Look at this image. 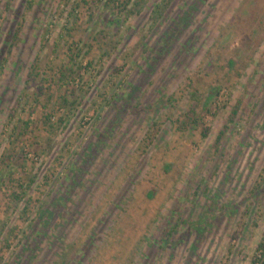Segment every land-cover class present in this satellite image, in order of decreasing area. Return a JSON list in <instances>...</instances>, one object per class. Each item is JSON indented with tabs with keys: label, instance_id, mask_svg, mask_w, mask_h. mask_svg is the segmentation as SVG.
<instances>
[{
	"label": "rangeland",
	"instance_id": "rangeland-1",
	"mask_svg": "<svg viewBox=\"0 0 264 264\" xmlns=\"http://www.w3.org/2000/svg\"><path fill=\"white\" fill-rule=\"evenodd\" d=\"M121 2L0 0V264L264 263V0Z\"/></svg>",
	"mask_w": 264,
	"mask_h": 264
},
{
	"label": "trees",
	"instance_id": "trees-1",
	"mask_svg": "<svg viewBox=\"0 0 264 264\" xmlns=\"http://www.w3.org/2000/svg\"><path fill=\"white\" fill-rule=\"evenodd\" d=\"M129 3H131V0H125V2H121V4H120V8L122 9V12L123 11H126V10H128V6H129ZM32 4H33V2L31 1V6H32ZM121 12V13H122ZM128 14L129 15H131V14H133V11H130V10H128ZM237 65H238V63H237V61L235 60V59H230L229 61H228V66H229V70H231V71H235V67H237ZM235 72H237V71H235ZM238 74H240V77H241V75H242V73H238ZM214 91H216V93L218 92L219 93V91H218V88H214L213 89V92ZM195 98L197 97L196 95L194 96ZM198 98V97H197ZM196 98V99H197ZM243 100V99H242ZM241 102L242 101H240V104H241ZM196 107H197V105H194L191 109H190V111L186 114V116L185 117H187V119L185 120V119H183L182 121H178V123H179V130H183V132H185V131H187L188 130V127L191 125H193L194 127L195 126H197L198 125V122H199V118H197V109H196ZM239 109H240V106L239 105H237L235 108H234V110H233V112H232V114H231V116H230V119H229V121H228V123L229 124H231V123H233L234 122V120L236 119V117H237V115H238V111H239ZM13 116V115H12ZM226 124L224 127H223V129H222V131L218 134V136H217V138H216V144H215V148L217 149V150H219L220 149V147H221V145H222V142H223V140H224V137H225V135H226V132L228 131V129L230 128L229 127V124ZM175 124V123H174ZM26 125H28V124H26ZM211 131H212V127L211 126H209V127H206L203 131H201V136H202V139L205 141V140H207L208 138H209V136H210V134H211ZM152 142V141H151ZM15 166V165H14ZM169 168V167H168ZM21 169H23V170H25V165H22L21 164ZM35 182H36V179L35 178H32L29 182H28V184L26 185L27 186V188H25V185H24V183H22V182H20V185H19V189H20V191H21V193H23V194H19V193H14V195H15V198H16V200L19 202V201H21V200H23V198H24V196H27V191L28 190H31V188L33 187V185L35 184ZM76 184H77V182H76ZM258 185H260V182L258 183ZM174 190V189H173ZM254 192V191H253ZM154 195V193L153 192H150L149 193V196L150 197H152ZM52 205V204H51ZM30 206V203H27L26 204V208H25V211L27 212L28 210H29V207ZM38 222V220H33V223H37ZM172 234V231L171 232H169V235H171ZM39 243L40 242H38V244H37V246L39 245ZM28 244V243H27ZM26 244V245H27ZM259 247H263V244H260L259 245ZM25 258H27V259H29V258H31V256H25ZM251 264H264L263 262H260V260H259V258L257 257V256H255L253 259H252V262H251Z\"/></svg>",
	"mask_w": 264,
	"mask_h": 264
}]
</instances>
